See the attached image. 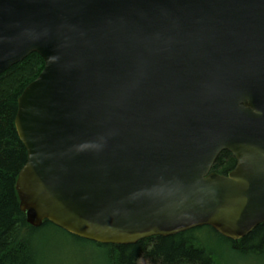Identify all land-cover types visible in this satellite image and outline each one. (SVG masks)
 <instances>
[{
  "label": "water",
  "instance_id": "95a60500",
  "mask_svg": "<svg viewBox=\"0 0 264 264\" xmlns=\"http://www.w3.org/2000/svg\"><path fill=\"white\" fill-rule=\"evenodd\" d=\"M18 98L27 221L133 244L264 222V0H0V74ZM237 164L213 172L219 154Z\"/></svg>",
  "mask_w": 264,
  "mask_h": 264
},
{
  "label": "trees",
  "instance_id": "16d2710c",
  "mask_svg": "<svg viewBox=\"0 0 264 264\" xmlns=\"http://www.w3.org/2000/svg\"><path fill=\"white\" fill-rule=\"evenodd\" d=\"M44 66L43 57L34 52L0 74V264H43L45 248L37 237L54 225L48 220L40 227L29 224L16 188L19 172L28 159L15 123L18 98ZM236 163L235 156L224 150L217 157L213 171L227 174ZM207 232L221 238L227 246L221 250L214 247L212 238L205 236ZM111 247L108 264H138L142 257L153 264H224L227 251L234 258L264 257V222L240 240L228 239L210 226H201L170 236H150L133 244H111Z\"/></svg>",
  "mask_w": 264,
  "mask_h": 264
},
{
  "label": "rangeland",
  "instance_id": "374dc122",
  "mask_svg": "<svg viewBox=\"0 0 264 264\" xmlns=\"http://www.w3.org/2000/svg\"><path fill=\"white\" fill-rule=\"evenodd\" d=\"M205 236L211 237V244L219 250L227 246L226 242L212 233L207 232ZM37 238L41 239L45 248L43 264H108L106 259L112 250L111 244L87 240L54 225L42 230ZM224 256H226L224 264H264L263 256L234 258L231 251H227V255ZM138 264L153 263L142 257Z\"/></svg>",
  "mask_w": 264,
  "mask_h": 264
},
{
  "label": "bare ground",
  "instance_id": "6f19581e",
  "mask_svg": "<svg viewBox=\"0 0 264 264\" xmlns=\"http://www.w3.org/2000/svg\"><path fill=\"white\" fill-rule=\"evenodd\" d=\"M233 240V239H232Z\"/></svg>",
  "mask_w": 264,
  "mask_h": 264
}]
</instances>
